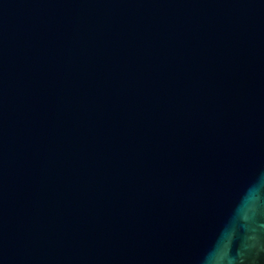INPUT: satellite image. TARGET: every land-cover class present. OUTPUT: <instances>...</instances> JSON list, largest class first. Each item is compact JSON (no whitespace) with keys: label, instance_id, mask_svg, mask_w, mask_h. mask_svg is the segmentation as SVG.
Listing matches in <instances>:
<instances>
[{"label":"water","instance_id":"95a60500","mask_svg":"<svg viewBox=\"0 0 264 264\" xmlns=\"http://www.w3.org/2000/svg\"><path fill=\"white\" fill-rule=\"evenodd\" d=\"M262 248L264 0H0V264Z\"/></svg>","mask_w":264,"mask_h":264},{"label":"clouds","instance_id":"9594fccd","mask_svg":"<svg viewBox=\"0 0 264 264\" xmlns=\"http://www.w3.org/2000/svg\"><path fill=\"white\" fill-rule=\"evenodd\" d=\"M260 250H264V248H262V249H260ZM260 250H257V253H256L257 255H259V251H260ZM253 259H255V258H253Z\"/></svg>","mask_w":264,"mask_h":264}]
</instances>
